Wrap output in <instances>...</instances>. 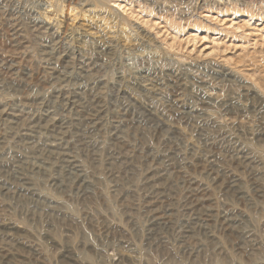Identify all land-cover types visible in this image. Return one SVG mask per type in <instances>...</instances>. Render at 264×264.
<instances>
[{
  "label": "rangeland",
  "instance_id": "1",
  "mask_svg": "<svg viewBox=\"0 0 264 264\" xmlns=\"http://www.w3.org/2000/svg\"><path fill=\"white\" fill-rule=\"evenodd\" d=\"M49 67L73 77L54 92ZM91 80L97 120L73 93ZM19 126L43 144L25 148ZM62 155L87 194L53 183ZM7 157L52 176H35L38 196L0 194V264H264V0H0ZM151 215L169 225L149 230Z\"/></svg>",
  "mask_w": 264,
  "mask_h": 264
},
{
  "label": "bare ground",
  "instance_id": "2",
  "mask_svg": "<svg viewBox=\"0 0 264 264\" xmlns=\"http://www.w3.org/2000/svg\"><path fill=\"white\" fill-rule=\"evenodd\" d=\"M32 25L43 35L44 44H45V45H43L44 46L43 54L49 56V58H48L49 61L51 59H55L54 58V56H55L54 52L56 50V43L52 38H49L45 35L46 27L42 26L41 24H39V22H36V21H32ZM49 63L52 64V62H49ZM49 63H47V64H49ZM84 67H85V64L83 63V61H80L79 72L77 73L78 77H79L80 72L87 71L86 69H84ZM49 69H50V71H52V72H50L49 80L52 82L53 86L51 87V90L54 92L60 88L61 84H65L66 82H69V80H70L69 77H73L72 73L66 69H62L59 71L56 70V67H49ZM141 71L144 72L145 70H141ZM89 76L90 75L88 73L82 74V78H85V79H89ZM90 84L94 88L92 90L91 95H89V96H82L81 95V97H80L79 86L76 87L77 91H74L73 93L78 98L77 100H75L76 104L77 105H78V103L80 104V107L84 110L86 115L90 117L91 120H97V119H100L101 115H102V106L99 104V101H98L99 96H98L97 88L99 85H98L97 80H91ZM56 85H58V87ZM81 98L86 100V101L79 102V100H81ZM79 121L80 120L78 118L73 117L69 123L71 126H72V124H74L75 129H77L76 125H80ZM115 128H118V125H115ZM21 131H24V132H21ZM19 132L22 133V135L27 140L25 142V144L27 145V146H25V148L33 149L36 147V145L38 147H40V145L43 144L42 141L44 140L43 138L45 136H43V134H38V132L34 131L32 129V127H30V126L27 128L20 127ZM54 134L58 135V133H54ZM75 136L77 137V138H75V141H77L78 143H81L83 141L84 134L75 133ZM61 140H62V137H60V138L55 137L50 142V145L51 146L59 145L60 144L59 142ZM247 156H250V155L247 154ZM247 156L246 157L243 156L245 160H247L249 158ZM7 158L5 160L0 158V169H2L0 171L3 173L2 175H0V194L1 193L4 194L6 192H9L10 187H11V188H15V189H18L20 191H23V192H27L28 195H34V196L40 195L41 192L36 189V185L34 183L35 176L39 175L40 173H42L43 175H45L47 177L52 176L51 174L48 173V169H50V167L52 165L49 163V164H47V166L42 167L40 165H37L32 160H30L29 157H23V158L17 157L18 159H10V157L8 159ZM58 159H60V161H61L58 164V167H59V170H58L59 174L58 175H61L62 178H61V180H58L57 182H53V183H57V186H60V187H64L62 184H65V185L70 184L69 186L74 185L75 191L77 194H79V195L87 194L89 192V190L91 189L92 184L89 182V180L85 179L86 174L83 172V169L78 164L73 163L72 160H68L69 158L64 159L63 155L59 156ZM166 159H168V158H166ZM168 160H166V162ZM54 178H56V177H54ZM236 180L237 179L234 178V179L229 181V188H231L233 192L240 193ZM3 182L8 184L9 186H5V184ZM43 198L46 199V197H43ZM31 199H33V198H31ZM33 200L35 202H37V204H41V203L44 204L43 200H40V199L36 200L35 198ZM46 200H48V199H46ZM151 216H150V219H149V222L147 225L149 230L157 228V227H161L160 226L161 224L162 225H169L168 223H164L165 220L162 223L161 217L155 216V215L154 216L151 215ZM225 219L231 221V219L228 216ZM3 224H5L7 228H15L16 227L15 225H13L10 222L3 223ZM188 224H193V223L188 222ZM229 224H230V222H229ZM0 225H1V223H0ZM185 228H190V226L187 225ZM187 231L188 230L183 229V232H187ZM8 234L9 233H7V235ZM240 234L243 235L244 239L248 240L249 242L254 241V239H252L250 237V234L247 230H241ZM184 237L186 238V236H183V239H182L183 242L185 239Z\"/></svg>",
  "mask_w": 264,
  "mask_h": 264
}]
</instances>
